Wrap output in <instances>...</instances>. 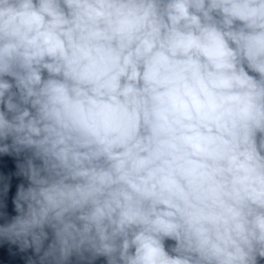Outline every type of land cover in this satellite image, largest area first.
I'll list each match as a JSON object with an SVG mask.
<instances>
[{
  "label": "clouds",
  "instance_id": "obj_1",
  "mask_svg": "<svg viewBox=\"0 0 264 264\" xmlns=\"http://www.w3.org/2000/svg\"><path fill=\"white\" fill-rule=\"evenodd\" d=\"M0 156L25 264H264V0H0Z\"/></svg>",
  "mask_w": 264,
  "mask_h": 264
}]
</instances>
